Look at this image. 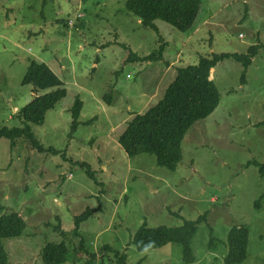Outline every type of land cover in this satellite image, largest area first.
<instances>
[{
  "label": "rangeland",
  "instance_id": "obj_1",
  "mask_svg": "<svg viewBox=\"0 0 264 264\" xmlns=\"http://www.w3.org/2000/svg\"><path fill=\"white\" fill-rule=\"evenodd\" d=\"M126 3L0 0V129L25 126L19 111L53 90L23 84L32 61L66 89L42 125L29 124L55 152L34 149L26 137L13 148L0 137V216L17 212L26 222L21 236L3 241L8 264H44L43 248L61 242L70 250L63 264H85L88 253L94 264H121L115 252L126 255L123 264H225L233 226L249 229L240 264H264V177L255 164L264 163V0H202L192 33L161 20L157 30L145 27ZM252 45L259 50L247 69L233 59L215 66L219 105L188 130L175 170L123 150L127 122L162 98L176 68ZM161 46L162 59L140 60ZM76 98L83 108L74 131ZM89 208L96 211L76 234V216ZM199 217L192 263L180 244L144 252L131 244L144 223L181 227Z\"/></svg>",
  "mask_w": 264,
  "mask_h": 264
},
{
  "label": "trees",
  "instance_id": "obj_2",
  "mask_svg": "<svg viewBox=\"0 0 264 264\" xmlns=\"http://www.w3.org/2000/svg\"><path fill=\"white\" fill-rule=\"evenodd\" d=\"M202 0H127L126 10L141 20L145 27L154 28L156 20L171 24L181 32L192 33L199 15ZM68 24V23H67ZM259 45H252L245 54L221 53L200 56L196 64L176 68L175 78L165 89L162 98L142 114L134 115L125 129L118 136V142L130 156L152 154L157 165L175 170L182 159L181 143L188 130L199 120L211 115L219 105L220 93L213 80L211 70L224 60L233 59L240 62L244 69L251 65L257 56ZM164 52L161 46L156 56L154 53L140 58L141 61L162 59ZM244 81V79H243ZM23 84H31L35 91L53 89L43 95H37L23 107L18 116L25 122L23 127L0 129V137L10 141L15 147L21 137L29 139L31 146L38 151L55 152L52 148H44L35 139L29 124L42 125L46 113L55 107L66 96V89L60 78L45 64L32 61L23 78ZM83 108V102L76 98L71 108L72 127L75 131ZM259 173L264 177V163H255ZM90 176L93 174L89 171ZM96 209H87L76 216L75 233L79 225L94 214ZM204 220L186 221L181 227H148L145 223L139 227L131 239V244L140 252L161 249L169 243L180 244L185 263L195 260L192 250V239L197 226ZM26 228V222L17 212L5 213L0 216V264H8V254L3 241L19 237ZM249 229L245 226H233L227 237L228 252L225 264H240L247 257ZM84 245L81 241V248ZM105 250H112L109 246ZM70 250L65 242L48 243L41 253L44 264H63L69 258ZM116 253L118 262L123 264L125 254ZM89 260L85 264L95 263V254L88 253Z\"/></svg>",
  "mask_w": 264,
  "mask_h": 264
},
{
  "label": "built area",
  "instance_id": "obj_3",
  "mask_svg": "<svg viewBox=\"0 0 264 264\" xmlns=\"http://www.w3.org/2000/svg\"><path fill=\"white\" fill-rule=\"evenodd\" d=\"M82 17H83L82 14L76 15V16H75V19H70V20L68 21V25L72 27L73 24H74V22H75L76 20H78V19H81Z\"/></svg>",
  "mask_w": 264,
  "mask_h": 264
},
{
  "label": "crops",
  "instance_id": "obj_4",
  "mask_svg": "<svg viewBox=\"0 0 264 264\" xmlns=\"http://www.w3.org/2000/svg\"><path fill=\"white\" fill-rule=\"evenodd\" d=\"M214 69H215V68H213V69L211 70V76H210V79H211V80H213V72H214Z\"/></svg>",
  "mask_w": 264,
  "mask_h": 264
},
{
  "label": "clouds",
  "instance_id": "obj_5",
  "mask_svg": "<svg viewBox=\"0 0 264 264\" xmlns=\"http://www.w3.org/2000/svg\"><path fill=\"white\" fill-rule=\"evenodd\" d=\"M83 18V17H82ZM79 20V19H78Z\"/></svg>",
  "mask_w": 264,
  "mask_h": 264
}]
</instances>
